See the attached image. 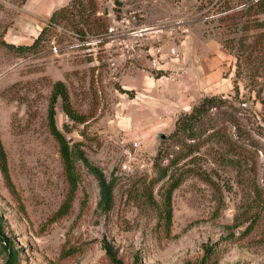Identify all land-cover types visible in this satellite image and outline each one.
Segmentation results:
<instances>
[{"label":"rangeland","instance_id":"1","mask_svg":"<svg viewBox=\"0 0 264 264\" xmlns=\"http://www.w3.org/2000/svg\"><path fill=\"white\" fill-rule=\"evenodd\" d=\"M223 1L0 0V264H113L107 247L120 264H264V16L217 11ZM210 59L208 89L192 78ZM56 82L84 122L57 99L55 127L89 166L75 162L63 216ZM206 97L194 139L173 134Z\"/></svg>","mask_w":264,"mask_h":264},{"label":"trees","instance_id":"2","mask_svg":"<svg viewBox=\"0 0 264 264\" xmlns=\"http://www.w3.org/2000/svg\"><path fill=\"white\" fill-rule=\"evenodd\" d=\"M21 1L24 2L26 0H21ZM239 5H244L243 9L240 11H243L244 15L247 17H251V16L255 17L257 15L264 16V0H225L218 6V9L216 10L217 11L219 10L220 12H227L228 10L232 9L233 11ZM63 11H64L63 9L54 11L49 18V23L57 22V19L61 17ZM234 13L235 12H232V15ZM253 24H255V26L264 27V20L260 21L259 19H256V20L254 19ZM44 32H45V28L40 31V33L35 38L33 43L27 48H33L34 46H36L38 42L41 40ZM254 44L258 45L259 52L264 53V31L258 36ZM57 99L61 100L62 111L67 117H69L71 120L78 121V122H84V120L81 116L77 115L72 110L70 106V102H69V96H68V93L63 83L56 82L53 85L52 91L50 94L49 105L47 109V118H48V127L50 130V133L53 136V138L57 141L58 146H59V153H60V157L62 160L64 173H65L66 179L68 181V186H69L68 198L64 202V206L62 207V209L59 210V215L63 216L66 213V210L68 209V204L71 201L72 194L75 191V185H76L75 162L79 160L85 166L87 167L89 166L87 165V162L82 156V154L76 153L75 150H73V147H70L68 145L67 141L64 139V137L59 133V131L55 127L54 106H55ZM214 100H215V97L203 98L197 105L192 107L189 113L183 114L180 117H178L174 124L173 134L178 135V134L188 131L190 134V139H194L193 137H195V134H193V132H194L195 123H197L201 119V117L205 115L212 108L211 104ZM0 171L4 176V179L6 181H9V176H8L7 167H6V156L3 150L1 140H0ZM94 174L96 176L95 178H96L97 185L99 188L98 205L102 210L108 211L112 206V189L110 186L104 183V180L99 174L97 173H94ZM175 186L176 185L171 187L167 193V198H166L167 199L166 201L167 221H169L171 217V210L169 206V195H170L172 188H175ZM2 239H3V235H2L1 220H0V247L4 248L2 246ZM11 250L13 253L14 249L11 248ZM106 255L109 258V261L111 263L120 264V261L116 259L110 247L106 248Z\"/></svg>","mask_w":264,"mask_h":264},{"label":"crops","instance_id":"3","mask_svg":"<svg viewBox=\"0 0 264 264\" xmlns=\"http://www.w3.org/2000/svg\"><path fill=\"white\" fill-rule=\"evenodd\" d=\"M215 61L217 62L216 59H213V60L210 59L208 60L207 63L205 62V63L200 64V66L197 69L198 76L195 78H192V80L200 79L202 81V86H204V88L211 89L210 86L214 85L218 79V71L214 69Z\"/></svg>","mask_w":264,"mask_h":264},{"label":"built area","instance_id":"4","mask_svg":"<svg viewBox=\"0 0 264 264\" xmlns=\"http://www.w3.org/2000/svg\"><path fill=\"white\" fill-rule=\"evenodd\" d=\"M52 51H53V52H56V47L53 46V47H52Z\"/></svg>","mask_w":264,"mask_h":264},{"label":"water","instance_id":"5","mask_svg":"<svg viewBox=\"0 0 264 264\" xmlns=\"http://www.w3.org/2000/svg\"><path fill=\"white\" fill-rule=\"evenodd\" d=\"M161 138H163V137H161Z\"/></svg>","mask_w":264,"mask_h":264}]
</instances>
